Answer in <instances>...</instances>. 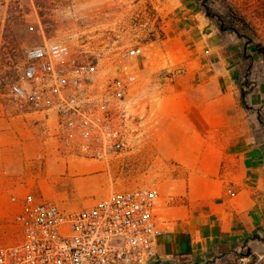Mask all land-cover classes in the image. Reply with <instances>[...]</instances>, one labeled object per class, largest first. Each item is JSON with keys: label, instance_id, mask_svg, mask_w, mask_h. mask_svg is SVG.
<instances>
[{"label": "crops", "instance_id": "crops-1", "mask_svg": "<svg viewBox=\"0 0 264 264\" xmlns=\"http://www.w3.org/2000/svg\"><path fill=\"white\" fill-rule=\"evenodd\" d=\"M164 8L162 53L167 69L182 71L161 84L155 103L159 149L173 169L157 186L160 233L151 264H233L264 236V64L250 65L243 40L221 30L199 0H169ZM17 107L0 111V178H32L43 157L45 178L57 164L55 178L80 191L77 205L116 191L105 162L58 148L55 114ZM8 240L0 234V242Z\"/></svg>", "mask_w": 264, "mask_h": 264}, {"label": "rangeland", "instance_id": "rangeland-1", "mask_svg": "<svg viewBox=\"0 0 264 264\" xmlns=\"http://www.w3.org/2000/svg\"><path fill=\"white\" fill-rule=\"evenodd\" d=\"M168 1L0 0V111L18 106L12 98V86L20 81L26 50L43 42L64 43L77 62L96 64L94 86L132 71L136 80L125 102L133 117L129 146L122 157L103 161L104 167L114 190L157 188L161 178L172 173L173 168L159 149L155 103L164 91L161 84L170 82L171 77L182 71V67L167 69L169 59L162 53L168 17L164 5ZM200 2L219 28L222 24L228 27L227 31L241 36L250 65L255 60L264 64V0ZM136 46L143 48L145 62L127 55ZM54 142L58 146L55 136ZM43 160L38 158L39 165L33 169L32 178H0V184L6 186L0 192V234L9 238L0 243L11 244L21 239L14 216L27 194L57 201L66 208L86 206L76 204L80 191L74 190L67 179L55 178L62 173L59 165L48 167L49 176L45 178ZM233 264H264V239L246 245Z\"/></svg>", "mask_w": 264, "mask_h": 264}, {"label": "built area", "instance_id": "built-area-1", "mask_svg": "<svg viewBox=\"0 0 264 264\" xmlns=\"http://www.w3.org/2000/svg\"><path fill=\"white\" fill-rule=\"evenodd\" d=\"M143 53L136 46L127 55ZM96 73V64L77 62L66 44L43 42L26 50L12 98L21 108L55 114L61 151L105 161L129 146L133 117L125 102L136 76L126 71L94 86ZM157 197V188L137 186L66 208L27 194L14 216L21 239L0 243V264H151L160 233Z\"/></svg>", "mask_w": 264, "mask_h": 264}, {"label": "trees", "instance_id": "trees-1", "mask_svg": "<svg viewBox=\"0 0 264 264\" xmlns=\"http://www.w3.org/2000/svg\"><path fill=\"white\" fill-rule=\"evenodd\" d=\"M200 1V0H199ZM202 7L205 8V4L200 2ZM207 12V11H206ZM208 13V12H207ZM220 29L223 30V31H227L228 27L224 26V25H220ZM235 32H237L235 29H233ZM239 36V35H238ZM241 38V36H239ZM250 86V81L249 79L246 77L243 82H242V86H241V94H242V101L245 103V96H246V93L248 92V87ZM259 117H260V120L262 121L263 125H264V112H260L259 113ZM264 239V236L262 237Z\"/></svg>", "mask_w": 264, "mask_h": 264}]
</instances>
